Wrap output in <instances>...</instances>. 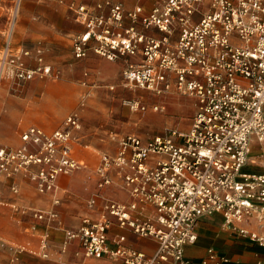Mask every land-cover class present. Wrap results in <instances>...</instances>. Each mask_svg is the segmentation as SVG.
<instances>
[{"label":"built area","instance_id":"built-area-1","mask_svg":"<svg viewBox=\"0 0 264 264\" xmlns=\"http://www.w3.org/2000/svg\"><path fill=\"white\" fill-rule=\"evenodd\" d=\"M74 12L81 29L72 37V59L81 61L92 53L120 64L122 81L151 100L125 98L124 105L160 112L163 105L154 98L175 94L191 98L194 111L184 130L170 127L146 139L114 135L116 151L101 155L87 201L97 215H82L67 237L90 259L231 264L214 248L198 259L185 255V247L197 240L199 220L221 215L225 229L264 247V232L243 226L264 219V174L245 170L252 140L264 141V0H133L128 6L122 0H99L91 6L78 3ZM28 56L41 75L51 74L40 41L15 53L8 43L0 65L9 63L11 75L30 79L35 71L21 68V59ZM88 76L83 71L82 85L91 84ZM79 127L75 113L50 131L27 126L15 148L0 146V174L21 175L38 193H54L59 176L84 166L73 152ZM114 186L126 201L106 192ZM11 190L17 193L15 186ZM59 200L31 215L59 226ZM114 226L153 240L154 250H138L122 234L110 236ZM47 236L40 239L43 259L48 257Z\"/></svg>","mask_w":264,"mask_h":264},{"label":"rangeland","instance_id":"rangeland-1","mask_svg":"<svg viewBox=\"0 0 264 264\" xmlns=\"http://www.w3.org/2000/svg\"><path fill=\"white\" fill-rule=\"evenodd\" d=\"M63 1L66 8L59 7L56 0H0V62L8 43L15 53L40 41L44 46L45 63L51 67L50 75H41L37 70L38 64L28 56L21 59V68L35 71L30 79L11 75L6 70L3 73L0 84V146L7 151L12 150L20 144V133L27 126L39 125L50 131L60 127L68 114L75 113L80 118V127L74 132L73 152L84 163L81 168L60 176V185L54 193L47 195L46 203L37 201L40 193L26 177L0 174V264H83L84 260L90 261L84 257L81 246L67 237L66 231H74L81 215H85L88 209L87 201L95 189L100 157L103 153L112 155L116 151L113 136L119 138L134 134L146 139L174 127L167 121H174L179 128L184 120V126L180 128L185 129V123L191 116H188L193 106L191 98L167 94L154 98L167 108L159 112L164 113L163 117L139 121L141 117L154 116L150 113L158 112L134 111L123 104V99H137L142 94L146 98L144 103L151 104V100L143 91L123 87L120 64L92 53L81 61L71 57L72 37L81 29L74 7L78 3L91 6L99 0ZM122 1L127 6L132 3V0ZM61 12H67L66 21L60 18ZM107 63L115 66L111 74L105 71L109 69L106 68ZM15 64L19 65V61ZM85 70L89 72V85L81 83ZM109 86H114V89H109ZM71 177L77 180L71 182ZM12 186L17 188V193H13ZM54 198H60L56 206L60 225L37 221L31 211L49 208ZM202 221L204 226L216 223L210 218ZM199 227H203L201 223ZM215 230L216 225L209 226L206 231L213 237L208 245H218L220 237L214 239ZM46 233L48 257L43 259L39 255V246ZM17 247L24 249L20 253L15 252ZM79 256L81 261H78Z\"/></svg>","mask_w":264,"mask_h":264},{"label":"crops","instance_id":"crops-1","mask_svg":"<svg viewBox=\"0 0 264 264\" xmlns=\"http://www.w3.org/2000/svg\"><path fill=\"white\" fill-rule=\"evenodd\" d=\"M56 1L59 7L61 8L65 7L64 1L63 2H61L62 0L61 1L56 0ZM60 14H61L60 18L66 21L67 12L66 13L61 12ZM88 58L89 56L86 59ZM108 67L109 69L108 70L106 69L105 71L110 73L112 71V68L115 66L107 63L106 68ZM142 95L137 96V99L138 98L140 99V100L138 99L139 101H144L143 99L140 98ZM164 109H165V106L163 104L162 111H165ZM193 111H194V107L192 106L191 110L189 111L188 116L192 115ZM150 114H153L154 119L157 120L163 117L162 114L164 113L159 114L158 112V113H150ZM167 122H170L172 126L176 127L174 121H167ZM184 122L185 121L183 120L180 127L184 126ZM188 125H189V122L187 120L184 128L186 129ZM180 127L179 128L176 127V128L184 130ZM111 150H112V147H111ZM245 170L247 172L264 174V141L258 142L256 140H252L250 144L249 155H248V164L246 165ZM76 180H77L76 178H73V177L70 178L71 182H74ZM58 185H60V176L58 178ZM106 192L111 194V196L114 197L115 199L122 200V201L127 200L126 195L115 186L108 188ZM48 194H39L37 201L39 203H46L48 201V198H47ZM86 214L97 215L95 211H90L88 209L85 215ZM203 218L213 219L216 221V223L212 222L204 226L203 225L204 221H202ZM203 218L199 220L197 227H196L197 240L199 237V241L196 240V242L193 245H188L185 247V255L187 257L198 259L205 255L206 250L208 248H214L219 253L227 256L231 260V264H264V247H259L258 245L252 242H249L245 238L239 237L238 235L234 234L230 230L225 229L222 225L221 215H213V216H207ZM199 223H201L203 227H199ZM215 225H216V230H215L216 234L214 235V239L219 236L220 240L218 242V245H214V244L208 245L213 239V237L210 233H206V231L209 226H215ZM243 226L247 227L250 230L256 231L258 233H262L264 232V219L261 223L257 222L255 219H250L246 221L243 224ZM109 234L110 236L114 234L124 235L127 239L128 245L138 250L145 251L146 253H151L155 247V242L153 240L146 239V238H139L135 236L128 228H119L118 226H114L113 228L110 229ZM81 260L82 258L79 256L78 261H81ZM83 264H122V263L110 261L107 259H91L90 261L84 260Z\"/></svg>","mask_w":264,"mask_h":264},{"label":"bare ground","instance_id":"bare-ground-1","mask_svg":"<svg viewBox=\"0 0 264 264\" xmlns=\"http://www.w3.org/2000/svg\"><path fill=\"white\" fill-rule=\"evenodd\" d=\"M61 2H63V0L61 1ZM16 37V36H15ZM8 42H10V41H8ZM5 70H6V73L8 72L9 74L11 73V71L13 70L12 69V66L9 64V63H4L3 65L1 64L0 65V84H1V75H2V77H3V73L5 72ZM123 87L124 88H126V89H132L133 90V88L131 87V86H128L127 84H125L124 82H123ZM141 99H143V100H145L146 98L142 95L141 97H140ZM135 100H137V101H139L138 99H136V98H134ZM126 106V105H125ZM130 109V108H129ZM166 109V108H165ZM164 109V110H165ZM133 110V109H132ZM162 110H163V107H162ZM131 117H135V116H131ZM139 117V116H138ZM145 117V118H144ZM143 118L141 117V118H139L138 120L139 121H141V122H143V121H151V120H153L154 119V116H144ZM133 119V121H135V120H137V119H135V118H131V120ZM106 147H108V146H106ZM109 148V147H108ZM106 149V148H105ZM66 244H68V242H65ZM65 249V248H64Z\"/></svg>","mask_w":264,"mask_h":264}]
</instances>
